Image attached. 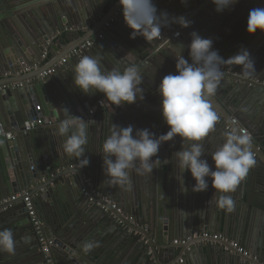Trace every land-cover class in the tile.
<instances>
[{
  "label": "water",
  "instance_id": "obj_1",
  "mask_svg": "<svg viewBox=\"0 0 264 264\" xmlns=\"http://www.w3.org/2000/svg\"><path fill=\"white\" fill-rule=\"evenodd\" d=\"M152 2L158 15L168 14V24L161 28L160 38L146 41L139 35L132 36V30L124 23L119 0H0V12L12 17L18 18L20 15L30 22L31 12L45 14L53 33H64L66 29H84L88 24L92 28L88 31L86 29L85 35L93 30L91 35L78 36L76 41L72 39L66 48H62L61 53L55 45H51L49 48L56 54V61L39 69L33 67V62L44 52L51 35H43V30H38L32 22L29 25L23 24L26 30L19 28L15 19L12 20L14 28L4 29L0 34V87L21 84V87L9 88L0 93V126L17 130L24 121L41 116L34 109L38 102H41L44 111L49 112L47 118L57 122L64 118L60 110L64 108L69 110L70 115L92 121L86 150L81 157H87L89 163L83 168H80L78 158L64 153V138L57 135V128L37 140L29 137L23 145L19 140L11 143L12 148L8 142L0 144V200L19 192L29 193L30 188H33L29 193L33 204L34 200L45 203V207L50 208L52 220L57 219L58 222L68 216L71 208L67 197L87 201L85 204L86 213L89 211L90 215L89 222L96 224L99 221L97 225L105 227L108 230L106 232L118 233L120 241L125 245V254L129 257L139 256L141 264L143 261L152 264L149 253L153 264H173L177 258L183 254L189 255L191 251L203 256L205 264H249L242 256L225 253L219 247H191L173 243L192 236L196 231L220 233L227 237L233 235L239 244L245 245L251 252L257 253L259 250L262 253L261 264L264 260V87L246 82L250 85L249 89L238 90L240 95H233L237 89L233 87L234 80L239 78L224 75L217 93L212 97L220 119L204 141V158L208 160L209 166L214 167L211 157L207 155L223 142L224 135L228 133L226 126L233 117L244 122L241 127L252 137V150L256 157V164L246 178L233 193L228 194L232 196L235 205L231 211L217 206L211 180L208 181L207 190L193 192L194 180L185 172L183 187L186 191L181 188L175 178L178 170L173 159V154L181 147L179 137L160 146L157 157L152 159L159 158L161 163L150 176L132 172L129 190L114 186L105 178L100 153L102 143L109 135L110 125H131L134 133L146 128L156 136L168 131L161 117V98L157 89L164 76L175 73L176 50L173 46L183 44V55L188 58L187 45L192 32L210 38L213 41L212 48L225 60L241 49H246L254 62L255 75L251 78L264 82V34L259 31L252 35L247 33L250 10L264 7V0H238L219 13L215 11L211 0ZM21 5L20 10L23 12L20 14L17 8ZM115 14L119 21L103 32V26ZM179 16L186 17L191 22L190 26L178 28L179 25L173 23L172 19ZM177 30L181 36L173 39ZM101 31L102 38L92 41ZM89 41L93 42L91 46L81 48ZM84 55L98 57L104 70L117 66L123 68L128 64L136 66L143 76V99L119 107L105 102L96 113L89 115L88 110L105 98L102 93L90 91L84 94L73 86L72 69ZM222 67L235 69L238 66L225 64ZM17 70L22 74L15 81H10L11 78L6 77V74L16 77ZM48 70L62 74L65 86L50 75L40 78ZM23 136L22 132L17 131L15 139ZM87 180H90L89 185ZM95 188L98 196L91 193ZM83 189L85 194L82 193ZM103 199L115 203L120 213L112 210L109 205L105 207V212L101 208ZM236 206L247 211L245 216L235 212ZM3 212L6 216H1L0 210V226L14 228L12 218L16 216H20L23 223L17 227L25 225L26 221L30 224L24 206L21 213L16 210L11 212V208ZM133 218L135 221L130 222ZM232 223H235L234 229ZM122 225L127 229H135L133 231L137 234L128 235ZM25 229L28 230V227ZM43 230L49 237L44 225ZM70 231L63 226L55 229L56 239L49 247L48 255L45 256L39 250V263L29 262L28 257L20 261V257L27 256L26 251L24 255L14 258L19 259L17 263L14 259L3 258L2 252L0 264H119L113 263L111 255H105L102 248L85 252L79 232L76 234Z\"/></svg>",
  "mask_w": 264,
  "mask_h": 264
},
{
  "label": "clouds",
  "instance_id": "obj_2",
  "mask_svg": "<svg viewBox=\"0 0 264 264\" xmlns=\"http://www.w3.org/2000/svg\"><path fill=\"white\" fill-rule=\"evenodd\" d=\"M216 12H222L238 0H211ZM122 17L126 26L132 30V36L152 41L161 37V28L168 24V14H157L152 0H119ZM181 28L190 26V21L179 16L172 19ZM259 31L264 34V7L250 10L247 19V33ZM187 45L188 58L183 55L184 45H175V73L162 78L157 89L161 98V117L168 127L165 134L156 136L148 129L136 130L133 126L110 125L109 135L102 143L103 172L105 178L114 186L125 190L131 188V174L150 176L159 167L157 157L160 146L179 137L180 150L173 154L178 175L175 177L181 188L183 174L189 173L194 180L193 192H203L211 187L217 196V206L231 211L233 193L256 164L252 150V137L236 129L226 133L223 142L207 156L211 157L214 167H210L206 157L205 139L215 128L220 116L216 111L212 97L217 93L223 80L222 66H239L244 77L255 75L254 62L246 49L225 60L212 48L213 41L198 33L190 34ZM73 86L82 93L90 91L102 93L110 106L133 104L143 99L140 71L128 64L110 70H104L98 57L84 55L72 69ZM64 118L60 121L57 135L63 137L62 149L69 157L78 158L80 168L89 163L84 156L88 143L90 122L81 117L70 115L67 108L60 109ZM168 163V161H165ZM96 244L85 242L83 250L91 251ZM16 241L10 229L0 230V251L14 254Z\"/></svg>",
  "mask_w": 264,
  "mask_h": 264
},
{
  "label": "crops",
  "instance_id": "obj_3",
  "mask_svg": "<svg viewBox=\"0 0 264 264\" xmlns=\"http://www.w3.org/2000/svg\"><path fill=\"white\" fill-rule=\"evenodd\" d=\"M158 1L164 3V0H158ZM167 2L170 3V0H167ZM15 3H18V2H15ZM21 8H22V5L20 7H18L17 9L20 10ZM19 12L21 14V12H23V11L20 10ZM3 13L4 12H0V34H2L4 32V29L5 30H10L11 28H14L12 20L15 19L16 22L19 25V28H23L24 30H26L25 29V25L26 24L29 25L30 22H32L38 30H40V29L43 30V32H42L43 35H45V36H47L48 34L51 35V37L49 39V42L47 43L48 45L46 44V46H48V47H45V50L46 49L50 50V52H48V56L43 59L42 58V55L44 53L43 52L40 55L39 59L33 62L34 66H36L37 69L46 68L48 65H50L54 61H56V57H57L56 54L53 52V50L51 48H49L51 45L52 46L55 45L59 49V52L61 53L62 48L63 49L66 48L67 43H70L72 41V39H75L78 36H80V37L85 36L86 37L87 35H91L93 33L92 32L93 30H91L87 35H85L84 31H86V29L88 31V30H90L92 28L89 24L84 29H79V28L66 29L64 33H60V32L53 33V30H52L51 26L47 22L45 14H37L36 11L31 12L32 15H30V22L26 18H24L22 16L20 17V15L17 18V16L16 17L15 16L12 17V16H9V14H5V13L3 14ZM117 14H115L112 17V18H116V21L113 24H115V23H117L119 21V17H118ZM48 15H49V17H51V15L49 13H48ZM23 24H25V25H23ZM113 24H111V25H113ZM111 25H110V27H111ZM178 28H181V27L179 26ZM102 30H103V28H102ZM180 31H181V29H180ZM100 34H102V31L99 33V35ZM97 38H98V36L97 37L94 36L93 39H91V40L92 41L93 40L96 41ZM58 39H61L60 42H63V40H64V42L59 45V47H61V48H59L58 44H56V41H58ZM173 39H176V38H173ZM75 41H76V39H75ZM8 51H10V50H8ZM37 54L38 53H36V55ZM225 68H227V67H225ZM227 69H231L233 72H236V73H238L240 75L239 80H237V81L234 80L233 87L234 88L237 87V89H236L237 91L235 90V93H233V95H240V93H237L238 90H247V89H249V85L246 84L245 82H243L242 80H244V79L245 80H248V79L256 80L255 78H251V77L250 78H246V77H244L242 75V73H241V69H240L239 66L237 68H235V69H233V68H227ZM21 74H22V72L20 70H17L16 73H15L16 77H14L12 74H8L7 77L11 78L10 81H15V79H17V77H19ZM50 76L51 77H56V81L59 82L62 85L64 84V86H65V80H64V77L62 76V74H57L54 71H52V74ZM229 77H232V76H229ZM53 84L55 85L56 83L53 82ZM263 84H264V82H263ZM101 101H103L105 103V100L102 99ZM36 106L40 107V111L37 112L38 114L41 113L40 115L42 117H45V118H47L49 116V112L47 110L46 111L43 110V105L41 104V102H38V104H36L34 106V109H36ZM252 107H254V105ZM233 118H236V117H233ZM57 123L59 125L60 122H57ZM240 124L242 125V124H244V122L240 121ZM58 125H56L52 129H39V130H36L34 132H30L29 134L24 135L23 137H18V139H14V141L8 142L9 146L12 148V146H13L12 144L17 142L18 140H19L20 144L23 145L24 142H26V140H28L29 137L32 138V139L33 138L36 139L38 137L43 138L45 134H48V132H52V130H54L55 128L58 129ZM0 144L4 145V144H6V141L0 140ZM31 190H33V188H30V191ZM95 190H96V188H95ZM30 191H29V193L31 194ZM19 193H23V192H19ZM6 198H8V197H6ZM66 200H67V202L69 204L68 206L71 207V208L69 209L68 216H65L59 222H58L57 219H55V221L52 220L53 217H52V214L50 212V208L49 207H45V203H43L40 200H38V202H36L34 200V203H35L34 207H35V209L37 211V214H38L39 218L41 219L43 225L46 226V229H47V233H48L49 237H47L45 235L46 238L51 239L52 241L55 240L56 239V237H55L56 236L55 229H57L59 226H63V227H66L67 229H70L71 230L70 233H75L76 232V234H77V232H79V237H80L81 241H83L82 242V247H83V244L85 242H94L96 244V246L92 250L95 251L98 248H102V250L104 251L105 255H107V254L111 255L113 263H119V264H141L138 261L139 260V256H137V255L136 256H132L131 255L129 257L128 255L125 254L126 253L125 245L123 244V242L120 241L121 239H120L118 233L115 232L116 233V235H115L114 233L106 232L108 230H105V227L97 225V223L99 221H97L96 224L89 222V216L90 215L88 214L89 211H87V213H86V204H85V203H87V201L83 202L82 199L80 201H78V199L74 200L71 196L67 197ZM22 207H23L22 201L18 202L16 200V202H14L13 205L10 206L11 212H15V210H16L17 212L21 213ZM1 212H2L1 216H6L5 215L6 213H4L2 209H1ZM17 212L15 213L16 215H18ZM235 212L236 213L240 212L241 214H243L245 216L247 211L244 212L241 208L236 206ZM12 219L15 222L14 228H12V226L4 225V226H0V230L10 229L13 232L14 239L16 241L15 252H14V254H10V253H7V252L0 251V253L3 252L2 257L5 258V259L12 260L17 255H24L26 253V251H28L27 254H26L27 256H25V258H23V257L19 258L20 261L23 260V259H26V257H28L30 259L29 262H32V263H37L38 262L39 263L41 261L40 260L39 250L41 251V249H40L38 240L34 236L35 234H34L33 230H31V225L25 219L24 221H26L25 222L26 224L25 225H21L20 226L21 228H20V227H17V226L20 225L19 223L23 224L22 221L20 220L22 218L20 216H18V217L16 216L15 218H12ZM131 220H132V222L135 221L134 218L131 219ZM231 226L234 229L235 228V223H232ZM26 227H28V230L25 229ZM122 227H123V230L127 229L123 225H122ZM113 230H115V228H113ZM133 230H135V229H132V230L131 229H127V234L129 233V234L136 235L137 233H135ZM229 238L233 239L234 241L239 243V241L236 240L233 235L229 236ZM260 239H261V237H260ZM240 245L243 246L251 256H253L252 258H254V260H255V261H253L254 263H256V264L260 263V257L262 256V253L259 250H258L257 253H253L248 248H246L245 245H242V244H240ZM99 251H101V250L99 249ZM130 252H132V251H130ZM41 253H42V251H41ZM42 254H44V253H42ZM148 255H149L148 256L149 259L152 261V264H153L154 262H153L152 258H150L151 257L150 253ZM122 257L123 258L125 257V258L123 259ZM19 259L18 258L14 259V261H16V263H17V261ZM178 259H182L183 260V264H205L203 256L195 253V251H191L189 255L183 254L180 258H177L175 260V263H176V261H178ZM144 263L146 264L147 261H143L142 264H144ZM175 263H173V264H175ZM261 264H264V260H263V262Z\"/></svg>",
  "mask_w": 264,
  "mask_h": 264
},
{
  "label": "built area",
  "instance_id": "obj_4",
  "mask_svg": "<svg viewBox=\"0 0 264 264\" xmlns=\"http://www.w3.org/2000/svg\"><path fill=\"white\" fill-rule=\"evenodd\" d=\"M115 21H116V18L110 19V21L107 24H105V26L103 27V31L105 32L110 27V25L114 23ZM179 36H180V32L177 31L173 35V38L177 39L179 38ZM98 38H102V35H98ZM92 43H93L92 41L86 42L85 46H82L81 48L89 47L92 45ZM47 51L48 49L44 50V53L42 55L43 59L47 57ZM74 54L77 55L76 52H74ZM34 68L37 69L36 66H34ZM222 71L224 72V75L226 76H232L234 78L240 77L238 73L233 72L231 69L222 67ZM51 74H52V70H48L46 73L41 74L40 78L49 76ZM7 76L8 74H6V77ZM244 81L245 83L249 82L250 84L260 85L264 87L263 82H260L258 80H252V79L245 80L244 79ZM18 87H21V84H15V85L12 84L11 86L4 85L0 87V93L4 92L6 89L18 88ZM103 106H104V102L98 101L94 106H92L88 110V114L93 115L94 113L97 112V110L100 107H103ZM39 111H40V107L37 106L35 109V112L37 113ZM56 125H58L56 120L45 118V117L38 115L34 118L24 121L23 124L17 130L7 129L5 127L0 126V140L11 142V141H14L17 131H20L24 135H27L30 132H34L39 129H49V128L55 127ZM237 127H239L238 129L239 131L247 133V131L241 127L240 121L237 118L231 119L230 123L226 126V130L230 132L231 130L236 129ZM73 167L74 166L72 167L70 166V168H73ZM87 184L88 185L90 184V180H87ZM82 193L85 194L84 189L82 190ZM91 193L92 195L98 196L97 190L95 189L92 190ZM16 200L17 201L21 200L22 203L24 204L27 216L30 220L31 228L35 236L38 238L40 249L42 253H44L47 256L49 252V247L53 244V241L45 237L44 230H43V223L37 214V211L32 201V197L30 196L28 192L19 193L17 195L1 199L0 200V210L2 209L3 211H6L8 208H10L12 203L16 202ZM107 205H109L112 210H117V206L115 203L107 201L106 199H103V204L101 205V208L104 209L105 212L107 211V208H105ZM117 213H120V211L117 210ZM173 243L175 245H184V246L191 245V247H197L200 245H204L208 247L209 246L219 247L225 253H228L231 255H240L243 258L247 259L249 261V264H256L253 262L255 261L254 258H252L253 256H251L243 246H241L238 242L234 241L233 239H230L227 236H224L222 234H212V233H200L199 234L196 232L192 236H189L185 239H181L179 241H174ZM182 263H183V260L179 259L178 261H176L175 264H182Z\"/></svg>",
  "mask_w": 264,
  "mask_h": 264
},
{
  "label": "rangeland",
  "instance_id": "obj_5",
  "mask_svg": "<svg viewBox=\"0 0 264 264\" xmlns=\"http://www.w3.org/2000/svg\"><path fill=\"white\" fill-rule=\"evenodd\" d=\"M112 24H113V23H112ZM109 28H110V27H109ZM109 28H108V29H109ZM84 46H85V45H84ZM48 52H50V50L47 51V56H48ZM76 53H77V52H76ZM17 194H19V193H17ZM14 195H16V194H14ZM14 195H11V196H14ZM9 197H10V196H9ZM22 204H23V203H22ZM23 206H24V204H23ZM24 209H25V207H24ZM196 232L199 233L198 231H196ZM196 232H195V233H196ZM201 233H204V232H201ZM199 234H200V233H199ZM219 234H220V233H219ZM228 238H229V237H228ZM203 246H204V245H203ZM205 247H208V246H205ZM243 262H244V261H243Z\"/></svg>",
  "mask_w": 264,
  "mask_h": 264
},
{
  "label": "trees",
  "instance_id": "obj_6",
  "mask_svg": "<svg viewBox=\"0 0 264 264\" xmlns=\"http://www.w3.org/2000/svg\"><path fill=\"white\" fill-rule=\"evenodd\" d=\"M60 41H61V39H58V41H56V44H58V46H59L61 43L64 42V40H63V42H60Z\"/></svg>",
  "mask_w": 264,
  "mask_h": 264
}]
</instances>
